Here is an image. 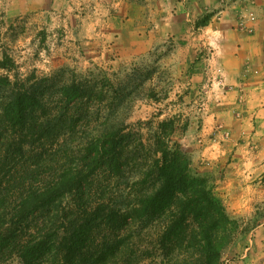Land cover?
<instances>
[{
  "label": "trees",
  "instance_id": "trees-1",
  "mask_svg": "<svg viewBox=\"0 0 264 264\" xmlns=\"http://www.w3.org/2000/svg\"><path fill=\"white\" fill-rule=\"evenodd\" d=\"M0 48V264H221L236 222L190 175L173 118L128 122L143 80L39 74Z\"/></svg>",
  "mask_w": 264,
  "mask_h": 264
},
{
  "label": "rangeland",
  "instance_id": "rangeland-1",
  "mask_svg": "<svg viewBox=\"0 0 264 264\" xmlns=\"http://www.w3.org/2000/svg\"><path fill=\"white\" fill-rule=\"evenodd\" d=\"M140 1L0 0L4 22L0 47L7 46L24 63V69L34 65L39 74L62 67L78 72L103 69L117 73L125 83L137 76L143 80L134 91L128 122L174 119L171 135L190 159V175L207 180L236 222L221 264H264V154L259 153V140L249 147L259 162L252 171L244 172L246 181L228 166L235 160L233 153L207 157L202 151L205 126L211 128L207 139L211 143L222 144L235 134V118H242L244 109L252 104L247 100L248 90L264 82V56L245 59L235 76V61L225 67L216 52L224 33L235 24L219 27L216 22L208 23L211 15H221L220 8L175 32L169 27H137ZM124 2L129 6L126 15ZM251 2L253 6L240 15L236 26L251 33L259 20L264 41V0ZM17 20H23L18 24L23 29L15 36L4 34L5 26ZM42 30L46 35L40 39ZM155 125L140 130L147 149H153L149 139ZM4 264L17 262L12 259Z\"/></svg>",
  "mask_w": 264,
  "mask_h": 264
},
{
  "label": "crops",
  "instance_id": "crops-1",
  "mask_svg": "<svg viewBox=\"0 0 264 264\" xmlns=\"http://www.w3.org/2000/svg\"><path fill=\"white\" fill-rule=\"evenodd\" d=\"M125 3L127 2H124L123 7ZM139 3V5L137 3L136 9L140 14L135 16L137 27L143 28L148 25L157 28L169 27L175 32H181L180 28H185L191 23H198L205 15L208 16L210 12L220 8L221 15L219 17V14L211 15L208 18V23L216 22L219 27L235 24L233 29H228L224 33L225 36H222L223 40L218 42L216 51L222 61L224 59L225 67L229 66L230 60L235 61V76L245 59H253L258 55L259 57L264 56V41L260 35L261 22L256 21L251 33L236 26L241 20L240 15H245L249 7L253 6L251 0H146V2L141 0ZM128 8L129 6L125 5V15ZM123 20V25H125L128 19L124 17ZM261 90H264V82L262 85H255L254 88L248 90L247 100L252 104L244 109L242 118H235V134H232L227 141L222 144L209 142L207 139L211 128L208 124L205 126V131L202 132L205 137L204 141H206V145L202 149L203 153L207 157L233 153L235 160L228 166L232 165L238 175L241 174L244 181L248 176L244 175V172L252 171L253 165L255 166L259 162L255 159L256 155L250 152V145L252 146L256 140H259V145L262 147L259 153L264 154V92L262 93ZM229 124L234 125L231 121Z\"/></svg>",
  "mask_w": 264,
  "mask_h": 264
}]
</instances>
